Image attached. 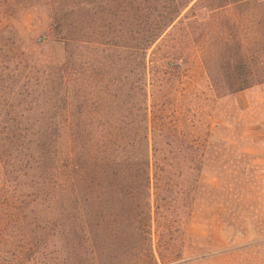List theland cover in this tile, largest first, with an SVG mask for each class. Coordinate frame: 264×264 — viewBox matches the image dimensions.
<instances>
[{
	"label": "rangeland",
	"instance_id": "1",
	"mask_svg": "<svg viewBox=\"0 0 264 264\" xmlns=\"http://www.w3.org/2000/svg\"><path fill=\"white\" fill-rule=\"evenodd\" d=\"M179 1L0 0V264H264V0H188L144 52ZM74 127L149 144L150 186L61 190Z\"/></svg>",
	"mask_w": 264,
	"mask_h": 264
},
{
	"label": "trees",
	"instance_id": "2",
	"mask_svg": "<svg viewBox=\"0 0 264 264\" xmlns=\"http://www.w3.org/2000/svg\"><path fill=\"white\" fill-rule=\"evenodd\" d=\"M173 3V2H172ZM188 3V0H180L176 7L172 4H166V14L159 23L151 24V28L147 30L140 42L141 49L147 52L167 30L168 25L173 19V15L177 13ZM175 4V3H174ZM52 13V12H51ZM53 15V20L58 26L63 27V22L67 19V15L63 19H59L58 15ZM61 18V17H60ZM64 32V31H63ZM66 37V35H65ZM66 40V46L70 44V39ZM256 82H254L255 84ZM238 92L246 90L244 83L238 84ZM60 142L64 144V148L60 149V158L55 166L58 177V187L64 192H76L87 189L90 180L91 171L100 170L102 174L117 179L124 174L130 173L131 176L143 177L151 182V149L149 144L141 146L139 144H129L124 141L104 143L94 136L92 130L82 127H74L60 129ZM102 137H108L112 134H107L105 130L101 131ZM122 133H116V136H121ZM108 140V139H107ZM98 157L96 158L95 156ZM136 160H142L140 164H134ZM60 161V163H59ZM63 171V172H62ZM78 201V200H77ZM87 203V201L85 200Z\"/></svg>",
	"mask_w": 264,
	"mask_h": 264
}]
</instances>
